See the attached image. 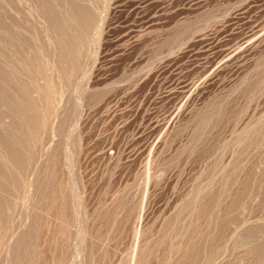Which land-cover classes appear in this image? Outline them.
Segmentation results:
<instances>
[{
	"label": "rangeland",
	"instance_id": "374dc122",
	"mask_svg": "<svg viewBox=\"0 0 264 264\" xmlns=\"http://www.w3.org/2000/svg\"><path fill=\"white\" fill-rule=\"evenodd\" d=\"M262 248L264 0H0V264Z\"/></svg>",
	"mask_w": 264,
	"mask_h": 264
},
{
	"label": "bare ground",
	"instance_id": "6f19581e",
	"mask_svg": "<svg viewBox=\"0 0 264 264\" xmlns=\"http://www.w3.org/2000/svg\"><path fill=\"white\" fill-rule=\"evenodd\" d=\"M83 17H84V16H83ZM87 24H88V23H87ZM88 27H89V26H88ZM62 43H63V42H62ZM69 46H70V45H69ZM66 49H67V47H66ZM63 51H64V50H63ZM64 52H65V51H64ZM69 52H70V51H69ZM64 56H65V55H64ZM66 59H67V58H66ZM69 60H70V59H69ZM66 63H67V62H66ZM67 67H68V66H67ZM66 69H67V68H66ZM73 71H74V70H73ZM24 93H25V92H24ZM23 100H24V99H23ZM23 100H21V101H23ZM15 101H16V100H15ZM27 101H28V100H27ZM22 103H23V102H22ZM19 105H20V104H19ZM30 105H32V104H30ZM30 105H29V106H30ZM21 107H22V106H21ZM30 107H31V106H30ZM30 107H29V108H30ZM13 108H14V107H13ZM17 108H18V107H17ZM24 110H25V109H24ZM23 113H24V112H23ZM25 113H26V112H25ZM28 114H29V113H28ZM20 116H21V115H20ZM31 116H32V115H31ZM30 119H31V118H30ZM34 119H35V117H34ZM37 121H38V120H37ZM39 121H40V120H39ZM17 122H18V121H17ZM36 124H37V122H36ZM40 125H41V123H40ZM30 126H31V125H30ZM34 127H35V126H34ZM32 128H33V127H32ZM22 144H23V143H22ZM21 147H22V146H21ZM18 154H19V153H18ZM214 240H215V239H214ZM259 246H260V245H259ZM259 246H258V247H259ZM261 247H262V245H261ZM256 249H257V246H256L255 250H256ZM262 250H263V248H262ZM251 251H252V250H251ZM256 251H257V250H256ZM258 251H259V250H258ZM258 251H257V252H254V253L257 254ZM260 251H261V250H260ZM263 251H264V250H263ZM263 251H262V252H263ZM247 252H250V250L247 251ZM215 253H216V252H215ZM217 253H218V252H217ZM260 253H261V252H260ZM249 254H251V253H249ZM216 255H217V254H216ZM216 255L213 254V256H216ZM247 255H248V254H247ZM261 255H262V254H260V256H261ZM239 256H240V255H239ZM241 256H242V255H241ZM241 256H240V257H241ZM243 256H244V255H243ZM243 256H242V257H243ZM252 256H254V254H251L250 257H252ZM257 256H258V254H257ZM237 257H238V256H237ZM237 257H236V258H237ZM261 257H262V256H261ZM263 257H264V255H263ZM211 258H213V257H211ZM238 258H239V257H238ZM258 258H259V257H258ZM214 259H215V258H214ZM240 259H241V258H240ZM240 259H238L237 261L239 262ZM243 259H244V261H245V257H244ZM250 259H251V258H250ZM263 259H264V258H263ZM234 260H235V259H234ZM259 260H260V259H259ZM227 261H228V260H227ZM227 261H226V264H227ZM231 262H232V261H231ZM235 262H236V261H235ZM238 262H236V263H238ZM240 262H241V261H240ZM254 262H255V261H254ZM254 262H251V264L254 263ZM156 263H157V262H156ZM160 263H161V262H160ZM160 263H159V264H160ZM206 263H207V262H206ZM208 263H209V262H208ZM232 263H233V262H232ZM241 263H242V262H241ZM246 263L249 264L248 262H246ZM175 264H176V263H175ZM186 264H188V263H186ZM189 264H190V263H189ZM222 264H224V263L222 262ZM229 264H231V263H229ZM263 264H264V263H263Z\"/></svg>",
	"mask_w": 264,
	"mask_h": 264
}]
</instances>
